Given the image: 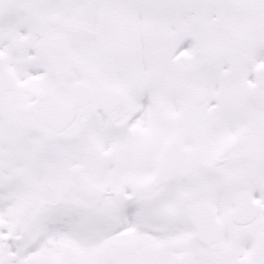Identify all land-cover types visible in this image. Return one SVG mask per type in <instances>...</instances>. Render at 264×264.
Here are the masks:
<instances>
[{
	"label": "snow or ice",
	"instance_id": "obj_1",
	"mask_svg": "<svg viewBox=\"0 0 264 264\" xmlns=\"http://www.w3.org/2000/svg\"><path fill=\"white\" fill-rule=\"evenodd\" d=\"M0 264H264V0H0Z\"/></svg>",
	"mask_w": 264,
	"mask_h": 264
}]
</instances>
